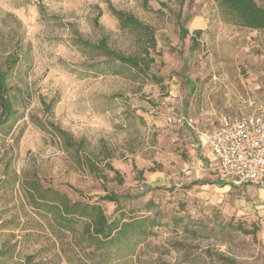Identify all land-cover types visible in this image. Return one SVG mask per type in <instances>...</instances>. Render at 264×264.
<instances>
[{
	"label": "rangeland",
	"instance_id": "374dc122",
	"mask_svg": "<svg viewBox=\"0 0 264 264\" xmlns=\"http://www.w3.org/2000/svg\"><path fill=\"white\" fill-rule=\"evenodd\" d=\"M110 3L155 28L154 76L147 81L134 71L102 68L103 58L75 44L79 34L93 43L106 37L127 54L139 50ZM181 24L189 30L184 40ZM8 57L20 59L10 81L21 88L23 117L0 136V249L16 248L13 258L0 254V264H16L49 237L45 225L25 236L28 217H39L26 205L20 183L5 173L11 179L36 173L73 199L97 201L113 193L125 211L144 210L152 200L169 217L186 213L207 224L198 235L177 232L172 222L158 228L139 246L143 264H179L184 254L197 253L199 264H213L206 250L239 264H264V181L224 173L201 138L222 116L264 106V30L223 21L210 0H0V64ZM172 113L185 115L196 129L170 124ZM51 125L78 144L69 146ZM101 204L114 212V203ZM221 222L252 233L221 244L215 236ZM42 251L48 258L50 248Z\"/></svg>",
	"mask_w": 264,
	"mask_h": 264
},
{
	"label": "trees",
	"instance_id": "16d2710c",
	"mask_svg": "<svg viewBox=\"0 0 264 264\" xmlns=\"http://www.w3.org/2000/svg\"><path fill=\"white\" fill-rule=\"evenodd\" d=\"M149 1L143 0L145 5ZM210 1L218 6L223 21L250 30H264V0ZM108 8L111 15L117 19L119 28L138 40L139 50L127 54L112 48L106 37L93 43L79 34L75 44L84 46L96 56L103 58L102 68L134 71L138 78L147 81L154 76L150 70L151 64L155 62L152 51L157 47L155 28L140 20L135 14L118 9L111 3ZM195 34L200 35L201 31L198 30ZM188 35L189 30L181 24V40ZM191 38L193 42L196 40L195 35ZM19 61L18 58L8 57L4 65L0 64V136L9 135L23 117L18 107V91L21 88L10 81ZM51 126L55 133L66 138L69 146L75 147L78 144L62 128ZM184 126L193 131L190 126ZM105 165L119 175V171L109 162ZM91 166L94 171L98 168L93 163ZM12 176L13 179L9 173H5L6 179L20 183L26 205L39 217V219L28 217L26 225L22 228L26 231L25 236H33V231L39 229V226L44 228L43 225L46 226L45 231L49 236L46 238V245L35 253L26 254L16 264H143L139 246L149 237L156 235L158 228L172 222L177 232L181 230L183 233L195 235L207 228L205 222L196 221L186 213L181 215L175 212L169 217L170 213L152 200L146 203L144 210L125 211L121 205V197L113 193H106L97 201L84 200L82 197L73 199L59 188L44 185L36 173L26 174L19 179L16 174ZM208 182L205 181L203 184ZM101 201L114 203V212L108 214ZM33 221L35 224L31 223ZM216 227L218 231H215V236L221 244H231L241 233H252L239 223L221 222ZM177 245L183 246L181 243ZM46 248H50V251L48 258L44 259L40 255ZM15 249L14 245L5 244V247L0 249V254L13 258ZM204 254L205 259L210 258L213 264H239L236 259L226 256L221 251L211 253L206 250ZM183 256L179 264H199L201 253Z\"/></svg>",
	"mask_w": 264,
	"mask_h": 264
},
{
	"label": "built area",
	"instance_id": "2783aa9c",
	"mask_svg": "<svg viewBox=\"0 0 264 264\" xmlns=\"http://www.w3.org/2000/svg\"><path fill=\"white\" fill-rule=\"evenodd\" d=\"M170 124L188 125L195 130L191 119L172 113ZM219 168L241 181H264V106L252 113L224 115L217 127L201 133Z\"/></svg>",
	"mask_w": 264,
	"mask_h": 264
}]
</instances>
